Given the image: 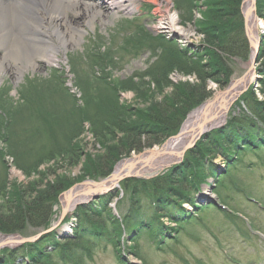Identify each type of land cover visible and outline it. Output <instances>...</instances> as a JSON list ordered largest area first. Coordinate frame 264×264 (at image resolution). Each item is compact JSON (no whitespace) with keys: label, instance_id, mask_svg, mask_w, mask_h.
<instances>
[{"label":"rangeland","instance_id":"obj_1","mask_svg":"<svg viewBox=\"0 0 264 264\" xmlns=\"http://www.w3.org/2000/svg\"><path fill=\"white\" fill-rule=\"evenodd\" d=\"M169 2L171 4L169 12L176 14L178 26L188 30L190 34L187 39L169 33L165 29H159V22L162 19L160 11L165 10V4L153 5L139 1L138 9L133 14L109 12L101 7L102 17H95L92 28L83 24L84 13L80 12L76 16L67 12L69 22L75 27L84 28L86 35L77 44L69 45L66 51L58 54L60 62L57 65L45 66L38 63L34 71L29 70L24 73L21 80L16 81L17 74L14 72V67L18 68L20 64L18 62L16 65L13 62H10V65L3 64L4 70L0 79L2 108L0 111V214L7 209V203L17 200L14 187L19 188L20 192L21 189L23 192L28 187H31V191L34 187L32 197L49 191L52 183L63 185L60 188L69 185L72 187L90 178L85 177V180L78 181L85 176L83 173L85 163L89 164L87 170L93 167L100 169V165L101 169L108 170L110 164L107 160H115L118 157V161H121L142 154L148 149L158 148L155 144L139 153L132 152L123 156L127 147L123 149L122 145L115 146L110 138L106 139V137H104L107 141L105 148H100L88 133L89 123L82 122L79 113L80 107L84 106L85 98L89 103V95L91 98L100 97L97 98L99 103L105 98H111L106 95L104 82H101L106 76L110 77L107 83L113 81L118 87L120 82L127 83L131 79L135 80V77L144 78L137 93L121 92L117 100L118 107L132 111V114L130 113L132 117L135 116L134 114L140 116L143 113L145 117L142 120L148 121L146 119L150 117L146 114L148 110L152 113L154 111L151 110L152 107L160 108L159 101L162 95H168L171 87L157 91L153 84H148L149 78L146 76L151 73L158 74L165 61L163 56L161 57V52L154 50V47L151 49L149 45H144L138 48V43L134 40L143 37L144 33L152 39L175 42L179 49L185 46L191 51L213 49L207 45L204 33L211 25L219 32L223 30V24L206 18L208 0H169ZM257 3L256 14L264 22V0H257ZM262 31L263 47L264 26ZM94 52L100 55L104 52L105 58L109 57L108 67L103 73L92 66L89 60ZM4 54V48L0 46V60ZM248 61L249 56L247 60L233 58L226 61L231 72L230 81L237 80L246 73ZM201 62L205 63V60ZM256 69V78L243 94L249 90L254 91L262 104L264 103V96L260 93L262 66L258 58ZM167 79L173 85L196 82L194 76H183L177 72L168 73ZM225 88L220 89L214 82H207V93L209 92L210 95L202 103L211 100ZM202 103L186 114L179 131L189 114ZM235 103L227 113V120L230 117H238L243 109ZM180 107L178 105L176 109ZM85 111V117L94 120L95 116L91 108L86 107ZM121 117L129 125H136V119L131 120L128 115ZM106 118L108 117L105 116V120L102 121H106ZM101 123L103 122H97L98 125ZM205 135L184 153V158L189 151L196 148ZM77 149H82V152L79 163L74 165L75 162H71L69 158L74 156L73 153ZM89 157L96 160V166L91 167L93 163L92 160L91 163L87 161ZM211 162L219 177L226 172L228 176H222L218 186L211 179L200 185V195L194 197V205L183 204V213L179 211L180 208L175 209L176 212H173L175 214L172 213L173 217H176V224L172 220L162 218L164 212L160 214L159 209L154 210L152 200L139 189L140 184L135 185L138 190L133 194L132 186L126 191L120 186L111 192L113 198L108 205L109 210L99 216L105 223L107 237L95 242L93 239L89 240L88 236L81 235L75 244H68L62 239L58 241L55 239L49 243L42 241L38 246L40 249L43 247L40 252L43 261L41 264L44 263L43 253L50 254V261L46 259V264H264V149L244 152L239 161L229 167L221 157ZM113 169L114 166L108 175ZM103 178L105 177L96 180ZM139 179L143 180V178L128 180ZM72 182L75 183L71 184ZM28 193L30 194L29 191ZM58 203H54L52 207L51 224L56 221L55 217L60 211ZM219 206L227 207L229 213ZM139 207L142 209L141 212L135 213L134 208L139 209ZM72 212L69 210L68 214L72 215ZM139 215L143 220L152 222L150 229L139 227L137 224ZM123 218L127 219L126 222L122 221ZM117 220L125 226V235L121 234L120 225L117 227L114 225ZM44 229L26 223L19 232L12 234L0 232V236L2 238L17 235L21 238H30L42 233ZM115 229L118 230L113 231ZM72 234L73 229L70 228V231L62 234V237L68 238ZM56 242L61 243L58 250L53 249V243ZM21 248L22 246L5 247L8 253L14 254L11 264H30L24 258L26 254ZM61 250L65 253H61ZM3 263L4 261H0V264Z\"/></svg>","mask_w":264,"mask_h":264},{"label":"trees","instance_id":"obj_2","mask_svg":"<svg viewBox=\"0 0 264 264\" xmlns=\"http://www.w3.org/2000/svg\"><path fill=\"white\" fill-rule=\"evenodd\" d=\"M242 1L208 0L206 6L208 10L206 9L207 12H205L206 18L223 24V30L219 32L218 29L216 30V27L212 28L211 25L210 29H207L204 33L207 45L213 47L210 51H191L189 48L179 49L175 42L152 39L148 35H145V33L141 37L142 39L138 38L134 40L138 43V48L149 45L151 49L154 47V50L161 52V57L163 56L165 64H163L158 74L151 73L146 77L149 78L148 84H153L157 91H163L171 87V92L168 95H162L159 101L161 105L159 109L152 107L151 110H154L152 113L148 110L146 114L150 117H146L148 121H144L142 120L145 117L143 113L140 116L139 114H134L135 116L132 117L130 115V113L132 114L131 110H125L124 107L121 108L117 105L120 93L126 91L137 93V90L141 87V83L144 82V78L135 77V80L131 79L127 83L120 82L118 87L113 81L107 83V79L110 77L102 76L106 80L101 81L104 82L106 95L111 96V98H105L103 102L99 103V99L97 100V98L100 97L91 98L89 95V103H87L88 100L86 101V98L85 101L82 100L84 106L80 107L79 113L81 121L89 123L88 133L91 134L96 144L100 145V148H105L106 146L107 141L104 137L106 139L110 138V141L115 146L119 147L122 145L123 149L127 147L124 155L121 154V156L130 155L132 152L139 153L143 149L155 144L160 145L167 138L179 131L182 121L192 108L209 97L207 82H214L220 89L226 87L231 78V72L228 69L226 61L233 58L247 60L249 55V46L245 38L243 19L240 12ZM101 55L94 52L91 58L89 57V60L92 66L94 65L97 70L103 73L107 69L106 67H108L109 57L105 58L104 52ZM202 60H205V63H202ZM258 60L262 66V70L260 71L262 76L260 80V93L264 96V45L263 47L261 46ZM170 72H177L183 76H194L196 82L193 84H170L167 79ZM106 84L112 88L108 89ZM236 103L244 109H242L239 116L230 117L224 127L205 135L196 148L185 155L181 165L172 167L167 172L148 180H125L121 183V189L126 191L132 186L131 193L133 194V192H136L135 190H138L135 185L140 184L139 189L145 192L146 196L152 200L154 210L157 208L159 209V213L164 212L161 217L172 220L176 224V217H173V214H175L173 212H176L175 209L180 208L179 211L183 213V204L190 203L194 205V197L199 194L200 185L204 184L206 180L211 179L218 186L221 183L222 176H228V172H226L219 177L217 171L211 166V160L221 157L225 160V163H228L229 167L233 163L238 162L244 152L264 149V103L261 104L258 101L252 90L243 94ZM178 105L181 106L180 109H176ZM86 107L91 108L93 111L95 121L85 117ZM1 110L2 108L0 107ZM96 112L100 115H97ZM121 115H128L131 120L136 119V125H129L122 119ZM105 116L108 117L106 118L107 120L102 121L105 120ZM98 121L103 123L98 125ZM117 135L119 136L116 138L115 136ZM81 152L82 149H77L73 153L74 156H70L69 160L75 162L74 165L79 163ZM95 158L98 159L96 156ZM87 159L90 163L92 160L93 164L91 167L96 166V160L94 161L90 157ZM118 160V157L115 160H107V163L109 161L110 164L108 170L101 169V165H98L100 169L93 167L91 170H89L90 168L87 170L89 164L85 163L84 167H86L83 170L85 176L79 178L78 181L85 180V177H90L89 179L93 180L99 177H106L113 168L114 163ZM74 183L72 182L71 184ZM60 186L63 185L52 183L49 191L35 197L31 195L33 190H35L34 187L31 191V187L24 189L23 192L21 189L22 193L19 191V188L16 189L17 187H14L17 200L10 204L7 203V209L3 211V214H0V232L3 234L19 232L26 223H30L35 228H48L51 225L54 203H58L59 195L69 189L71 185L66 188L65 186L60 188ZM27 191L30 194H27ZM112 198L113 195L109 194L88 205L79 206L73 213V217L76 219L73 234L68 238L64 237L63 242L75 244L81 235L88 236L89 240L93 239L95 242L107 237L105 223L100 220L99 216L106 212ZM12 209L13 212H11ZM141 210L140 207L139 209L134 208L135 213H139ZM139 217L140 219L137 222L139 227L141 229H150V226L153 225L152 222L143 220L141 215ZM126 220L123 218V221L126 222ZM119 224L117 220L114 225L117 227ZM116 230L118 229L113 231ZM54 236V234L47 235L38 243L23 247L22 252L26 254L24 255L26 261L30 262V264H41L43 261L40 252L43 250V247L40 249L38 246L42 241H48L47 243L55 241ZM59 244L61 243H53V249L58 250ZM61 251V253H65V251ZM4 253L8 252L4 251ZM49 255L42 254L44 258L43 264H46V259H50ZM13 260L14 254L8 253L7 259L3 264H11Z\"/></svg>","mask_w":264,"mask_h":264},{"label":"bare ground","instance_id":"obj_3","mask_svg":"<svg viewBox=\"0 0 264 264\" xmlns=\"http://www.w3.org/2000/svg\"><path fill=\"white\" fill-rule=\"evenodd\" d=\"M139 1H146L153 5H166L165 10L160 11L162 19L159 22V29H165L167 32L180 35L185 39L190 35L188 30L178 26L176 14L169 12L171 5L169 0H91L87 2L78 0H0V46L4 48L5 52L0 60V79L4 63L10 65V62H13L16 65L18 62L20 64V67H14V72L17 74L16 81L21 80L24 73L29 70L34 71L38 63L45 66L57 65L60 62L58 54L61 51H66L69 45L77 44L86 35L84 28L75 27L69 22L67 12L76 16L80 12L84 13L83 24L92 28L95 17H102L101 7L109 12L133 14L138 9ZM250 23L253 26V35L264 26V22L252 17ZM239 90L238 88L228 96H222L214 102L206 118L209 128L213 129L223 124L230 107L235 99L239 98ZM193 118L194 115H190L189 121ZM190 133L191 131L181 142L170 144V147L165 150L166 152L159 157L149 154L134 167L131 165V160L118 161L114 164V180L127 172L136 178L147 177L172 164L174 157L170 153L181 152L192 141ZM161 145L148 150L156 151ZM168 151L172 152L168 154ZM140 155L128 157V159H135ZM109 188L111 187L98 190H93L91 187L76 188L62 200L67 202L71 209L70 205L87 201L88 194L90 195L94 191L101 194L108 191ZM62 230L63 228L60 232ZM1 240L2 238H0Z\"/></svg>","mask_w":264,"mask_h":264},{"label":"water","instance_id":"obj_4","mask_svg":"<svg viewBox=\"0 0 264 264\" xmlns=\"http://www.w3.org/2000/svg\"><path fill=\"white\" fill-rule=\"evenodd\" d=\"M255 3H256V0H243L242 5H241V14H242L243 21H244V32H245V36H246L248 44H249V61H248L249 66H248V70L246 71V73L241 78L231 81L222 92L216 94L211 100L202 103L194 112L189 114V116L194 115V118L189 121V116H188V118L183 123L180 131L175 136L169 137L164 143H162V145L160 146V148L158 150H156V151H152V150L144 151L139 157H136L135 159H123L121 161L131 160L132 161L131 165L134 167L135 165H138L140 162H142L146 156H149V154L151 156H154V157H159L162 153L166 152L165 150L168 147H170V144H174V143L176 144V143L181 142L182 140H184V138H186V136L188 135V132L191 131V133H190L191 137L190 138H192V141L189 144H187V146L185 148H183V150H181V152H179V153L174 152L171 154L170 152H172V151H168V154L170 153V155L174 157V159H173L174 161H172V164L167 165L164 168H168V167L174 165L175 163H179L182 160L184 153L188 149L192 148L193 145L195 144V142L203 134H205L209 130H211V128H209L207 125L206 118L208 117L207 114L209 113V110L211 109L214 102H216L222 96H228L229 93H232L234 90H236L238 88L240 89L238 91L239 96L247 90L248 86L250 85V83L255 78L254 76H255V72H256L255 71L256 60H257V56H258V53L260 50V41L258 38H256L252 34L253 26H251V23H250L251 17L255 18V19L257 18ZM247 5H248V7H246ZM224 122H223V124H224ZM113 172H114V169H113ZM113 172L108 177L104 178L101 181L95 182L92 180H86L84 182L75 184L70 189H68L65 193H63L61 198H60L61 217L56 222V224L52 228H50L49 230L42 232V233H40L34 237L28 238V239H23L19 236L5 237L4 241L0 243V247L31 243V242L38 240V238L41 237L42 235H45V234L53 231L59 225L63 216H65L66 213L70 210L68 203L63 202L62 199L65 197H68L72 191L76 190V188L91 187L93 190H98L100 188H105L108 186L111 187L108 189V191L101 193V194L97 193L96 191L92 192L90 195L88 194L86 196L88 198L87 201H91V200L97 199L100 195L108 193L112 189L117 188L118 184L122 180L134 177L131 175L130 172H127V173L123 174L122 177L114 180ZM79 204H82V203H76L74 205H70V207H71V209H74Z\"/></svg>","mask_w":264,"mask_h":264}]
</instances>
